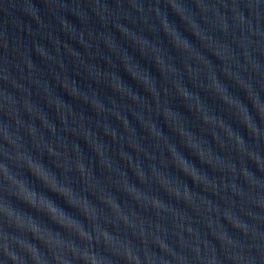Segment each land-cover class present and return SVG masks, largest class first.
Instances as JSON below:
<instances>
[{
  "label": "water",
  "instance_id": "obj_1",
  "mask_svg": "<svg viewBox=\"0 0 264 264\" xmlns=\"http://www.w3.org/2000/svg\"><path fill=\"white\" fill-rule=\"evenodd\" d=\"M0 264H264V0H0Z\"/></svg>",
  "mask_w": 264,
  "mask_h": 264
},
{
  "label": "clouds",
  "instance_id": "obj_2",
  "mask_svg": "<svg viewBox=\"0 0 264 264\" xmlns=\"http://www.w3.org/2000/svg\"><path fill=\"white\" fill-rule=\"evenodd\" d=\"M52 203V202H51ZM52 205H54L53 203H52ZM54 210V209H53Z\"/></svg>",
  "mask_w": 264,
  "mask_h": 264
}]
</instances>
